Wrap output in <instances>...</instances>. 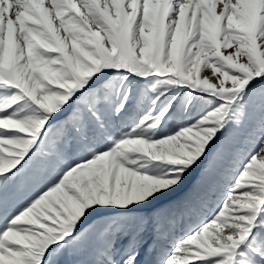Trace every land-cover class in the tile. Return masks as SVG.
<instances>
[{
    "label": "snow or ice",
    "instance_id": "obj_1",
    "mask_svg": "<svg viewBox=\"0 0 264 264\" xmlns=\"http://www.w3.org/2000/svg\"><path fill=\"white\" fill-rule=\"evenodd\" d=\"M0 264H264V0H0Z\"/></svg>",
    "mask_w": 264,
    "mask_h": 264
},
{
    "label": "rangeland",
    "instance_id": "obj_2",
    "mask_svg": "<svg viewBox=\"0 0 264 264\" xmlns=\"http://www.w3.org/2000/svg\"><path fill=\"white\" fill-rule=\"evenodd\" d=\"M217 10L219 11V8ZM222 51H231V49H228V50L222 49ZM202 72H203V70H202Z\"/></svg>",
    "mask_w": 264,
    "mask_h": 264
}]
</instances>
